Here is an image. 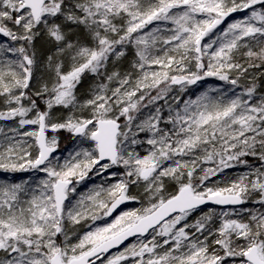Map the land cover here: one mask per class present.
I'll list each match as a JSON object with an SVG mask.
<instances>
[{
	"label": "snow or ice",
	"instance_id": "snow-or-ice-1",
	"mask_svg": "<svg viewBox=\"0 0 264 264\" xmlns=\"http://www.w3.org/2000/svg\"><path fill=\"white\" fill-rule=\"evenodd\" d=\"M261 69L264 0H0V264H264Z\"/></svg>",
	"mask_w": 264,
	"mask_h": 264
},
{
	"label": "trees",
	"instance_id": "trees-1",
	"mask_svg": "<svg viewBox=\"0 0 264 264\" xmlns=\"http://www.w3.org/2000/svg\"><path fill=\"white\" fill-rule=\"evenodd\" d=\"M235 20H236V18H233V16H232V17L228 18V20L225 22V24L221 25L220 27L224 28V27L227 26V23L234 22ZM260 71H264V69H261ZM261 83H262V87L258 91L264 92L263 91L264 90V81H262ZM86 86H87V82L84 85V87H86ZM210 87H219V88H222V89H225V90L232 88L231 85H228L225 82L219 81V80H217L214 77H210V78H207L204 81L198 82L196 85L190 86L189 89L187 90V92L183 94V99H188L189 97L194 99L195 96L199 95L203 91H206ZM235 91L237 93H240V92L243 91L242 79L240 81V86L236 87ZM61 137H62V139H61V148H63L66 144L69 143L68 138H67V133H62ZM235 168H237L239 170H242V171H246V169H244L243 167H235ZM227 173H229V169L226 170L225 174H227ZM225 174H223L219 178H224ZM90 175H92V174H90ZM5 178H6L7 182H13V181L14 182H23L24 180H28L30 183L32 181H35L36 183H38V179L40 177H39V175H37V173H30V172L14 173V174L13 173H3V172H1L0 173V181H3ZM214 179H216V178H214ZM79 186L82 187L83 184L79 185ZM78 191H79V193H86L87 192L86 190H82V189H78ZM137 206L140 207V204L138 203ZM249 207H252V206L249 205ZM199 214L200 213L197 212L195 215L198 216ZM194 218H195V216L192 219H194ZM84 230H87V229H84Z\"/></svg>",
	"mask_w": 264,
	"mask_h": 264
},
{
	"label": "rangeland",
	"instance_id": "rangeland-1",
	"mask_svg": "<svg viewBox=\"0 0 264 264\" xmlns=\"http://www.w3.org/2000/svg\"><path fill=\"white\" fill-rule=\"evenodd\" d=\"M243 13H235V14H233L232 16H233V18H236V19H240V18H242L243 17ZM249 75H251V73L249 74ZM248 81L246 80V79H242V83H243V85L244 84H246ZM264 91V90H263ZM173 95H175V88H174V91H173V93H172ZM241 172H243L242 170H239V169H237V168H232V169H229V173H227V174H225V177L224 178H216V179H214L213 178V180H217V179H225V178H230V177H234V176H237V175H239ZM1 173V172H0ZM37 175H39V177L40 178H43V173H38ZM111 182H115L114 180H112ZM100 183H102V180H101V178L100 177H93V179L92 180H87L84 184H83V186L81 187V186H78V189H82V190H86V191H88L89 189H91L92 187H95L96 185H99ZM89 184V185H88ZM81 187V188H80ZM75 202V198L73 199V203ZM138 203L136 202V206L135 207H133V208H129V209H127L126 211H129V210H132V209H134V208H137L138 206ZM120 215V214H119ZM115 218V217H114ZM114 218H112V219H108L107 217H105V218H103L102 220H98V221H96V225L97 226H103L104 225V223L105 222H111ZM98 264H99V262H98Z\"/></svg>",
	"mask_w": 264,
	"mask_h": 264
},
{
	"label": "water",
	"instance_id": "water-1",
	"mask_svg": "<svg viewBox=\"0 0 264 264\" xmlns=\"http://www.w3.org/2000/svg\"><path fill=\"white\" fill-rule=\"evenodd\" d=\"M134 205V202H126L125 204L121 205L114 213L111 217H107L108 219H112L116 216H118L119 214H121L122 212L126 211L127 209H129L131 206ZM208 208H216L217 210H221L220 206H216V205H206L204 206V210H207ZM136 238L132 237L129 238L128 241H125V245L130 244L131 242L135 241ZM125 245H121L120 248L122 249ZM117 251V249H113L112 252Z\"/></svg>",
	"mask_w": 264,
	"mask_h": 264
},
{
	"label": "bare ground",
	"instance_id": "bare-ground-1",
	"mask_svg": "<svg viewBox=\"0 0 264 264\" xmlns=\"http://www.w3.org/2000/svg\"><path fill=\"white\" fill-rule=\"evenodd\" d=\"M135 206H136V202H134V205L131 206L130 208H133V207H135ZM133 242H135V241H133ZM133 242H131V243H133Z\"/></svg>",
	"mask_w": 264,
	"mask_h": 264
}]
</instances>
